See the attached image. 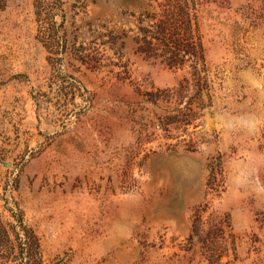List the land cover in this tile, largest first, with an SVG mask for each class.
<instances>
[{
  "label": "rangeland",
  "instance_id": "1",
  "mask_svg": "<svg viewBox=\"0 0 264 264\" xmlns=\"http://www.w3.org/2000/svg\"><path fill=\"white\" fill-rule=\"evenodd\" d=\"M0 264H264V0H0Z\"/></svg>",
  "mask_w": 264,
  "mask_h": 264
}]
</instances>
